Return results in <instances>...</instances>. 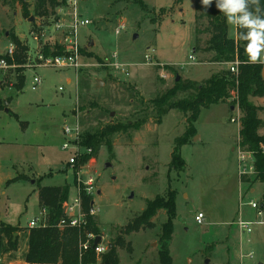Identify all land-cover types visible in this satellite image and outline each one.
I'll return each instance as SVG.
<instances>
[{"label": "rangeland", "instance_id": "obj_1", "mask_svg": "<svg viewBox=\"0 0 264 264\" xmlns=\"http://www.w3.org/2000/svg\"><path fill=\"white\" fill-rule=\"evenodd\" d=\"M26 2L29 19L22 16L19 4L0 0V57L14 35L28 45L33 59L44 43L58 42V35L49 34L47 27L73 14L65 0L48 16L34 17L36 1ZM77 8L78 16L90 22L78 31L84 51L78 70L36 68L27 61L21 92L14 89L16 66L0 70V98L4 102L12 99L0 111V220L21 229L18 252L2 263L22 264L29 223L36 217L41 224L46 222L38 195L42 177L52 176L40 186L67 183L72 196L79 189L78 179L94 174L100 193L93 197L94 209L105 244L110 246L148 201L175 195L173 264H264V227L255 226L252 234H242L236 225L240 217L246 219L245 212L253 218L254 211L247 204L261 200L264 192L261 183L240 182L241 111L232 112L227 105L202 110L197 133L181 149L186 167L179 171L170 164L174 141L186 130L184 117L172 111L159 125L150 106V101L173 87L175 74L202 82L212 72L227 69V65H206L194 53L195 0H77ZM228 29L234 39L236 26L228 22ZM33 34L45 37L37 45ZM191 55L198 64H189ZM209 58L205 57L206 62ZM115 64L125 66L128 76ZM35 78L42 84L33 90ZM257 103L264 106L263 100ZM143 118L148 122L140 130L110 137L112 153L102 147L93 158L82 146V137L77 140L76 154L73 149H62L66 143L77 142L64 134L66 127L79 126L82 134L96 133L109 125ZM74 154L77 164L72 167L69 160ZM18 176L24 181L8 186ZM253 187L256 192L250 194ZM199 213L205 216L202 224L195 220ZM153 221V229L125 238L130 250H118L120 264H159L166 212H159Z\"/></svg>", "mask_w": 264, "mask_h": 264}, {"label": "trees", "instance_id": "obj_2", "mask_svg": "<svg viewBox=\"0 0 264 264\" xmlns=\"http://www.w3.org/2000/svg\"><path fill=\"white\" fill-rule=\"evenodd\" d=\"M13 4H19L22 8V16L31 17L29 5L26 0H3ZM34 17L48 16L63 6L65 0H35ZM182 2L183 0H178ZM220 0H212V5L205 7L201 0H195V33L197 35L196 51L210 55V63L226 65L238 59L240 66L238 74H231L228 69L212 72L211 76L201 82H193L180 78L172 69H165L175 74L173 87L158 95L150 101L154 112L156 124H161L164 117L170 112L177 111L184 117L186 130L181 137L174 141V148L171 155L170 167L182 171L186 162L182 158V147L189 144L190 139L196 132V123L199 120L202 110L209 109L215 105H227L241 111L242 118L239 125V147L242 151L254 153L256 174L254 177H242V184L253 185L261 183L264 187V154L261 150L264 147V136L259 131L264 128L263 121L259 118L262 107L256 106L253 99L264 97V64L248 63V56L245 52L247 41L239 38V33L247 35V29L237 28L236 39L229 38L228 21L225 15L215 5ZM246 10L253 13L259 19L264 20V0H258L257 4L252 0H246ZM239 15V14H237ZM204 37V39H203ZM12 43L16 47L14 61L8 59L9 64L15 65L16 77L14 89L21 92L25 86V66L28 61L29 47L20 41L16 36H11ZM62 47L55 44H46L43 47L45 56L62 54ZM81 49V54L83 55ZM84 57V56H83ZM207 61V60H203ZM202 62V61H201ZM9 98L6 102H10ZM4 101L0 98V111L4 109ZM18 119V118H17ZM148 122L147 118L140 119L134 123H119L109 125L96 133L82 134V146L92 150L91 156L96 158L102 147H107L113 152L112 136L128 133L130 130L138 131ZM51 178V175L47 176ZM38 182V195L41 210L45 211L46 222L39 228H28L26 230L27 251L23 257L24 264H92L97 262V257L91 243L87 251L81 252L80 245L87 241V236H101L102 231L97 215H92L94 209V198L82 195V215L84 222L80 227H63L60 222L66 217L63 207L70 198L71 186L65 183L62 186H40L44 179ZM19 176L8 181L10 184L23 182ZM250 189V188H249ZM176 197L167 195L158 196L148 201L145 210L132 219L120 232L111 244V249L100 257L101 264H120L118 255L119 249L130 250L126 237L142 230L153 229L154 219L158 213L165 211L167 221L162 225V234L158 251L159 264H173L170 252V243L174 233L172 220L176 214ZM260 207L264 209V192L260 200ZM21 229L0 222V248L1 256L16 253L19 249V238ZM102 237V236H101Z\"/></svg>", "mask_w": 264, "mask_h": 264}, {"label": "built area", "instance_id": "obj_3", "mask_svg": "<svg viewBox=\"0 0 264 264\" xmlns=\"http://www.w3.org/2000/svg\"><path fill=\"white\" fill-rule=\"evenodd\" d=\"M68 6L73 8V14L67 18V17H61L60 19L56 20L51 28H49L47 31L48 33H53L58 35V42H54L51 44V46H54L55 44L60 45L62 47V54L58 55H49L45 56L43 53V47L47 44L44 43L37 52L34 55V58L30 56V51L28 53V61L30 62V65H34L36 68H47V69H53V70H69L74 69L78 70L81 67L80 60L83 58V55L81 54V46L79 44L78 39V31L81 28L87 27L90 22L85 19H81L78 16V8H77V0H68ZM42 33V32H41ZM45 37V34H33V40L37 43H40V40H42ZM38 45V44H37ZM16 52V47L14 43H11L9 45V48L6 52V54L2 57H0V70H11L15 68V65H11L8 62V59L14 61V56ZM154 52V51H152ZM194 56L189 57V61L191 65L198 64L196 58L192 59ZM145 59L148 63H151V57L145 56ZM227 65L228 71L233 74H238V69L240 66V62L238 59H236L233 62H230ZM117 69H121L124 72L125 66L115 64L114 65ZM125 75L128 76V73L125 72ZM163 78H166L163 76ZM42 84V81L40 78H35L33 82V90H36L38 86ZM238 108V107H237ZM234 111H236V108H234ZM231 122L236 123V119L232 118ZM238 125H240V120H238ZM64 134L67 136H72L73 139L76 141L81 139V131L80 127L76 126L74 129H70L69 127H66L64 129ZM79 144L78 141L75 143H66L62 146V149L64 151H69L70 149H73L75 154L79 152ZM263 154H264V147L261 148ZM88 154L92 153V150H88ZM71 158L69 160V164L74 167L77 164L76 157ZM238 155H239V176L242 177H254L256 174L255 169V158L254 153L251 152H245L240 149L238 146ZM79 182V189L74 191V195H70V198L68 202L65 204L66 212L65 218L60 222V227H80L81 224L84 222L83 215H82V195L85 194L89 197H94L98 193L97 189V179L95 178L94 174H89L85 179H78ZM248 207H250L254 213L256 218L252 220H247L242 217L238 219L236 222V225L238 226V229L240 233L242 234H252L254 232L255 226H261L264 227V209L260 207V201H254L251 200L248 204ZM92 215H97L95 209L91 211ZM205 216L202 213H199L195 220L198 224H202ZM41 226V222L39 218H35L29 223V228H39ZM98 236H94L92 234H89L87 236V241L80 245L81 252L87 251L90 248V245L92 243L93 250L95 252V255L97 257V262L92 264H100L98 260L102 255H104L109 250V245L105 244L104 238L102 237L101 242L98 244V246L94 247L95 239ZM252 258V257H250Z\"/></svg>", "mask_w": 264, "mask_h": 264}, {"label": "clouds", "instance_id": "obj_4", "mask_svg": "<svg viewBox=\"0 0 264 264\" xmlns=\"http://www.w3.org/2000/svg\"><path fill=\"white\" fill-rule=\"evenodd\" d=\"M252 2L256 3L258 8V0ZM201 3L209 7L212 0H201ZM215 7L225 15L229 23L237 28L247 29L246 36L239 33V38L247 41L245 45L247 62L264 64V20L246 10V0H220Z\"/></svg>", "mask_w": 264, "mask_h": 264}, {"label": "crops", "instance_id": "obj_5", "mask_svg": "<svg viewBox=\"0 0 264 264\" xmlns=\"http://www.w3.org/2000/svg\"><path fill=\"white\" fill-rule=\"evenodd\" d=\"M52 27V26H51ZM51 27H49V28H51ZM236 29H237V27H236ZM49 34H51V35H53V33H49ZM58 37V36H57ZM59 38V37H58ZM229 38H231L230 36H229ZM231 39H233V38H231ZM234 39H236V36H235V38ZM49 44V43H48ZM52 44V43H51ZM194 53L196 54V55H200L201 56V61L203 62V60H206L205 59V57H208V56H210V55H206V54H202L201 53V51L199 50L198 52L196 51V50H194ZM204 56V57H203ZM203 63H205L206 65H210V66H212L213 68L214 67H216L217 66V64H213V63H208V62H203ZM216 65V66H215ZM212 68V70H214ZM165 76V75H164ZM166 77V76H165ZM168 77H166L165 79H167ZM208 78L206 77V78H202V82L203 81H205V80H207ZM186 80H190V81H193V82H198L199 80H194L193 78H188V79H186ZM198 83H201V82H198ZM263 100V102H264V97L263 98H259V99H253V103L256 105V106H259V107H262L263 108V110L259 113V118L263 121V123H264V118L262 117V115L264 114V106L263 105H259L257 102L258 101H262ZM230 110H231V108H229ZM233 112V111H232ZM239 131H240V129H239ZM259 134L260 135H262V136H264V128L263 129H261L260 131H259ZM241 182V181H240ZM242 184V183H241ZM48 187V186H47ZM50 187V186H49ZM52 187V186H51ZM256 192V189H255V187H253L251 190H250V194H254ZM260 201V200H259ZM254 215H255V213H254ZM254 215H253V218H254ZM245 217H246V219L247 220H251L250 218H252V215L249 217V215H248V213L247 212H245V215H244ZM252 218V219H253ZM0 222H2L1 220H0ZM3 223V222H2ZM5 224V223H4ZM7 225V224H6ZM28 228H29V225H28ZM25 253H26V251H27V241H25ZM19 250V249H18ZM18 252V251H17ZM16 252V253H17ZM16 253H14V254H16ZM14 254H12V256H14ZM6 256H8L9 257V255H5V256H1V248H0V264H3L2 263V261L5 259V257ZM14 260V259H13ZM9 264H11V262L9 261ZM22 264H24V262L22 263Z\"/></svg>", "mask_w": 264, "mask_h": 264}, {"label": "water", "instance_id": "obj_6", "mask_svg": "<svg viewBox=\"0 0 264 264\" xmlns=\"http://www.w3.org/2000/svg\"><path fill=\"white\" fill-rule=\"evenodd\" d=\"M30 21H31V22H34V18H32ZM90 46H91V45H90ZM263 76H264V74H263ZM179 80H180V76L177 77L176 81H179ZM4 105L6 106L7 103L5 102ZM5 111L8 112V109L6 108ZM231 111H234V107H231ZM106 167H107V168H108V167H111V164H107ZM98 195H100V193H98ZM63 213H65V210H63ZM101 240H102V237H101V236H98V237L95 239L94 247L98 246V244L101 242ZM111 247H112V246L110 245V246H109V250L111 249ZM206 264H208V262H206Z\"/></svg>", "mask_w": 264, "mask_h": 264}]
</instances>
